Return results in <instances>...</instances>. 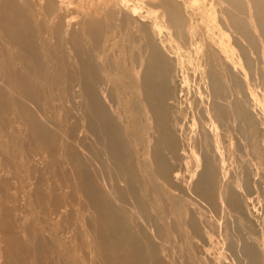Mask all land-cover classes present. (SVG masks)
Wrapping results in <instances>:
<instances>
[{"label":"bare ground","instance_id":"6f19581e","mask_svg":"<svg viewBox=\"0 0 264 264\" xmlns=\"http://www.w3.org/2000/svg\"><path fill=\"white\" fill-rule=\"evenodd\" d=\"M0 264H264V0H0Z\"/></svg>","mask_w":264,"mask_h":264}]
</instances>
